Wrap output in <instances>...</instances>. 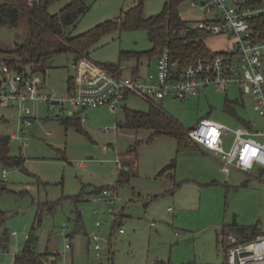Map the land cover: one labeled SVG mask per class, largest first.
<instances>
[{
	"label": "rangeland",
	"instance_id": "374dc122",
	"mask_svg": "<svg viewBox=\"0 0 264 264\" xmlns=\"http://www.w3.org/2000/svg\"><path fill=\"white\" fill-rule=\"evenodd\" d=\"M69 1L53 3L50 12H59ZM166 2L146 0L145 16L160 14ZM135 3L93 0L89 11L68 33L78 36L116 20ZM178 9L182 18L193 24L214 16L190 0H183ZM26 33L24 22L0 25V56L16 58L1 51L14 50L23 43ZM235 41L230 33L210 34L206 44L210 51L228 52ZM152 47L144 29L114 30L90 50L89 58L105 65L118 62L122 51L144 52ZM157 60H127L124 74L131 75L129 68L137 64L142 72H154ZM76 62L70 52L58 53L50 60L45 78L39 75L49 93L67 97ZM125 105L148 111L150 102L131 96ZM157 105L186 132L203 118L231 130L250 126L264 130L263 119L254 110V98L236 85L227 90L210 86L199 96L186 99L167 96L157 100ZM30 107L34 121L25 126L20 121V109L0 105V135L12 136L10 154L24 160L23 167L0 162V183L8 189L0 197V207L5 212L4 230L10 236L7 248L0 249V264H13L35 226L37 250L59 253L61 264H152L157 260L224 264L223 233L231 225L257 226L264 233V177L257 169L249 175L235 169L225 173L219 157L212 152L200 148L179 152L174 137L153 135L152 129H117L124 119V107L90 108L77 115L84 118L81 123L67 125L62 120L75 110L69 104L64 109L56 105L53 110L41 102ZM261 140L264 142V137ZM233 141V136H225V148L229 150ZM118 159L129 170L117 185ZM173 160L176 167L164 171ZM106 188L118 192L116 203L98 202V194ZM79 223L86 231L72 234ZM93 233L102 238L101 255L94 250ZM67 244L71 248H66Z\"/></svg>",
	"mask_w": 264,
	"mask_h": 264
},
{
	"label": "built area",
	"instance_id": "2783aa9c",
	"mask_svg": "<svg viewBox=\"0 0 264 264\" xmlns=\"http://www.w3.org/2000/svg\"><path fill=\"white\" fill-rule=\"evenodd\" d=\"M190 2L206 10L207 14L214 15L196 22L193 28L212 35L232 34L236 40L232 50L196 53L186 65H182L166 49L159 55L154 72L131 70V75H125L123 69L112 71L83 57L75 64L76 74L69 79L65 98L49 93L39 75L2 65L0 105L8 104L20 109L21 123L30 126L34 121L31 103H44L51 110L56 105L64 109L65 104L83 111L103 106L117 110L131 96L157 103V100L167 96L180 99L196 97L210 86L227 90L236 85L252 95L254 110L264 122V0ZM116 128H120L119 124ZM187 133L194 143L219 157L225 173L235 169L249 175L257 169L264 177V142L261 140L264 130H255L252 126L231 130L220 122L203 118ZM225 136L234 137L229 150L225 148ZM116 165L120 171L128 170L121 159ZM97 200L99 203H116L118 192L106 188L98 194ZM97 226H100L99 222ZM120 232L124 230L120 229ZM90 237L97 255H101L102 238L97 233ZM224 245L227 264H264V233L248 241L231 233L224 238ZM66 248H71V245L67 244ZM60 259L59 253H53L48 257L47 264L55 260L61 262Z\"/></svg>",
	"mask_w": 264,
	"mask_h": 264
},
{
	"label": "trees",
	"instance_id": "16d2710c",
	"mask_svg": "<svg viewBox=\"0 0 264 264\" xmlns=\"http://www.w3.org/2000/svg\"><path fill=\"white\" fill-rule=\"evenodd\" d=\"M57 1L60 0H0V25L18 26L24 22L27 30L22 44L12 51H1L6 54L13 53L16 58L0 56V65H7L15 71L41 75L45 78L49 62L56 54L70 52L76 56L77 60L83 57L89 58L90 50L103 36L114 30L124 32L144 29L148 32V38L153 44L152 49L144 52L122 51L118 62L103 65L115 72H120L127 60H136L140 63L143 58L159 57L166 49L169 50L172 58L182 65H186L194 54L209 51L206 39L210 34L194 29L193 23L184 20L180 15L178 8L183 0H167L164 10L150 17L144 14L146 0H136L135 5L123 11L118 19L103 22L78 36L69 35L68 29L89 11L93 0H70L59 12L51 13L50 7ZM228 107L231 109L230 105ZM62 121L67 125L81 123L82 119L74 115ZM118 124L120 127L134 131L152 129L155 131L153 135L166 134L174 137L177 140L179 152L196 148L181 124L162 110L157 103H150L148 111L130 109L125 106L124 119ZM11 139L10 135H0V162L4 165L23 167L24 160L10 154ZM175 167L176 160H173L164 171ZM124 172L119 173L117 185L124 181ZM7 190V187L0 183V197ZM42 209L40 207V210ZM49 210L52 211V207ZM37 220L40 225V217ZM4 223L5 212L0 207L1 250L7 248L10 239L8 231L4 230ZM231 233L248 241L256 238L262 230L257 226H241L235 223L228 231H224L223 235L226 237ZM38 239L35 226L27 237L24 247L15 255L13 264H47L48 257L53 253L39 252ZM52 264H61V262L55 260ZM152 264L170 263L157 260ZM224 264H227V258Z\"/></svg>",
	"mask_w": 264,
	"mask_h": 264
},
{
	"label": "crops",
	"instance_id": "0c3cea01",
	"mask_svg": "<svg viewBox=\"0 0 264 264\" xmlns=\"http://www.w3.org/2000/svg\"><path fill=\"white\" fill-rule=\"evenodd\" d=\"M101 65H102V64H101ZM122 69H123V73H125L124 68H122ZM122 69H121V70H122ZM129 69H131L132 71H133V70H136V71L140 70V71H141L139 64H137V65H135V66H133L132 68H129ZM71 77H72V76H71ZM71 77H70V78H71ZM68 85H69V84H68ZM68 88H69V86H68ZM125 106H126V105H125V103H124L121 107H125ZM82 111H83V110L75 109V110L73 111V114L70 113V115H71V116L79 115V114L82 113ZM81 119H82V118H81ZM195 145H196V148H198V149H199V148H200V149H204L203 147L197 145L196 143H195ZM204 150H206V149H204ZM206 151H207V152H211V151H209V150H206ZM218 161H219V160H218ZM122 162H123V161H122ZM123 163L128 167V170H129V166H128L125 162H123ZM128 170H121V171L119 170L118 175H119L120 172H122V171L127 172ZM125 172H124V173H125ZM262 233H263V232H262Z\"/></svg>",
	"mask_w": 264,
	"mask_h": 264
},
{
	"label": "water",
	"instance_id": "95a60500",
	"mask_svg": "<svg viewBox=\"0 0 264 264\" xmlns=\"http://www.w3.org/2000/svg\"><path fill=\"white\" fill-rule=\"evenodd\" d=\"M203 4H204V3H203ZM82 230L86 231L85 226H84L83 223H79V224L77 225V227L73 230L72 234H73V233H76V232H78V231H82Z\"/></svg>",
	"mask_w": 264,
	"mask_h": 264
}]
</instances>
